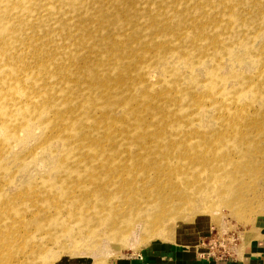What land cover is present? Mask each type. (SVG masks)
Wrapping results in <instances>:
<instances>
[{"label":"rangeland","instance_id":"374dc122","mask_svg":"<svg viewBox=\"0 0 264 264\" xmlns=\"http://www.w3.org/2000/svg\"><path fill=\"white\" fill-rule=\"evenodd\" d=\"M71 115L77 136L47 125ZM77 144L102 167H62ZM0 156V264L240 259L264 232V0H0Z\"/></svg>","mask_w":264,"mask_h":264},{"label":"bare ground","instance_id":"6f19581e","mask_svg":"<svg viewBox=\"0 0 264 264\" xmlns=\"http://www.w3.org/2000/svg\"><path fill=\"white\" fill-rule=\"evenodd\" d=\"M112 4H113V2L110 3V5H112ZM129 6H132V4L129 3ZM111 8H112V6H111ZM115 15H116V11H115ZM82 99L88 100V101L90 100V99H88V97H83ZM66 106L67 105H65L64 107H66ZM88 110H91L92 113L94 112L93 108L89 107ZM73 118H76V119H74V122L71 124V127H72V128H70L71 131H69L63 127L57 126L59 124V121L58 122L55 121V119H57V118H53L54 120L52 121V123L49 122L47 125L52 128V130L55 132V135L60 136L62 138L63 137L66 138V135L71 134V133L73 136H77V131L80 129L84 119L80 116L71 115V119H73ZM83 124H86V123H83ZM81 137L82 136H79L78 139H80ZM76 141H77V139H76ZM65 144H66V141H65ZM87 144H89V143H87ZM68 147H70V146H68ZM77 147H78V150H75V146L71 149V152L69 153L68 157L66 158V162L63 164L62 167H77V168H73V170L78 171L79 174H81L84 170L82 168H78V167H95L96 164H98V167H102V164L106 158V153L103 152L104 150L101 152L96 151L91 156H86L84 158L79 157V160H78V154H80V144H77ZM1 158H2V156H0V160H1ZM105 167H107V166H105ZM113 167H122V165L119 166L118 164H116ZM135 167H148V166L140 163V164H137ZM251 189H252V187H251ZM129 199L130 198H127L126 202H129L132 207L140 209L143 206L142 210H144V211H146L149 208V206L151 205V199L147 200V198H145V196L132 198L130 200ZM137 217H139L142 220V224H144L143 222H147L145 220V217H143V214H138ZM126 220H127V218H123L122 222L124 223V221H126ZM109 223H110V221L108 222V224ZM135 223L136 222L132 223V225H134ZM140 227L141 226L139 223L136 224V226H135L136 229H139ZM154 227L155 226H152V228H151V234L152 235H151L150 239H152L154 236H157L159 234L157 229L152 231L154 229ZM126 228H128V226L123 227L122 228L123 230L121 232H116V231L112 232V237L113 238H115L116 236L121 237V234H123V235L128 234V231L126 230ZM11 236H12L11 233H7V234H5L4 238L10 239Z\"/></svg>","mask_w":264,"mask_h":264},{"label":"crops","instance_id":"0c3cea01","mask_svg":"<svg viewBox=\"0 0 264 264\" xmlns=\"http://www.w3.org/2000/svg\"><path fill=\"white\" fill-rule=\"evenodd\" d=\"M121 264H264V232L261 238L253 240L240 259H199L186 251H167L165 253L139 256L133 261Z\"/></svg>","mask_w":264,"mask_h":264},{"label":"built area","instance_id":"2783aa9c","mask_svg":"<svg viewBox=\"0 0 264 264\" xmlns=\"http://www.w3.org/2000/svg\"><path fill=\"white\" fill-rule=\"evenodd\" d=\"M209 259H210V258H208L207 260H209ZM214 259H215V258H214ZM218 259H220V260H221V259H223V258H218Z\"/></svg>","mask_w":264,"mask_h":264}]
</instances>
